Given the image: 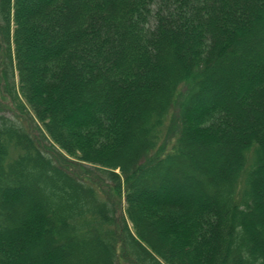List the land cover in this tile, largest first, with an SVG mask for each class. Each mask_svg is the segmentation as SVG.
<instances>
[{
    "label": "trees",
    "instance_id": "1",
    "mask_svg": "<svg viewBox=\"0 0 264 264\" xmlns=\"http://www.w3.org/2000/svg\"><path fill=\"white\" fill-rule=\"evenodd\" d=\"M262 61L264 0H0V264H264Z\"/></svg>",
    "mask_w": 264,
    "mask_h": 264
},
{
    "label": "rangeland",
    "instance_id": "2",
    "mask_svg": "<svg viewBox=\"0 0 264 264\" xmlns=\"http://www.w3.org/2000/svg\"><path fill=\"white\" fill-rule=\"evenodd\" d=\"M263 64H264V62L262 61L260 64H256L255 66H253L252 68H251V70H250V73L251 74H257L258 73V71L262 68V66H263ZM224 67H225V73L226 74H228V72L229 73H234V72H238L239 70H240V68H239V66H235L234 67V60L233 59H229L227 62H224ZM224 73V74H225ZM239 89L237 88V87H232L231 89H229V90H226L225 92L228 94V96H227V99H226V103H229L230 101H229V99H231L230 98V96L233 94V93H236L237 91H238ZM217 98H218V96H215L214 98H213V101H216L217 100ZM7 100V99H6ZM199 101H201V100H199ZM4 102H7V101H4ZM210 101H205L204 103H209ZM196 104H198V101L194 104V105H196ZM227 105H230V103L229 104H227ZM3 105L1 104V106H0V115H4V114H6V115H12L13 114V111L15 110H18V105L17 104H11V106H6V108L4 109V107H2ZM14 109V110H13ZM32 116H33V114H31ZM27 118L29 119V124H28V128L30 129V130H32L33 131V134H34V131L37 129V122H36V119L35 118H30V115H28L27 116ZM44 144H43V146L44 147H46L48 144L49 145H51V143L50 142H43ZM193 148H194V150H196L198 153L200 152V153H205L206 152V149L205 148H203V147H201L199 144H195L194 146H193ZM66 155V154H65ZM67 158L68 159H73L72 157H70V156H68L67 155ZM216 162V160L214 159V161H213V163L215 164V166H221L222 164H224V160L222 161H220V162H218V163H215ZM203 166H205L206 168H207V170L208 171H210L211 169H212V166H213V164L212 163H210V162H208V160H206L205 159V161L203 160ZM192 195H193V197H194V199H196L197 200V197H198V195H200V192H193V193H191ZM40 197L39 196H37V198H36V200L35 201H33V203L31 204V206L29 207V209H31V210H34L35 209V207H36V205L40 202ZM192 200V199H191ZM195 200V201H196ZM190 203V202H189ZM15 233H17V232H15Z\"/></svg>",
    "mask_w": 264,
    "mask_h": 264
}]
</instances>
